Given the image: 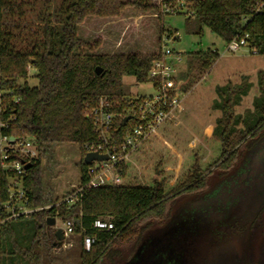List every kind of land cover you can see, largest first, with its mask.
<instances>
[{
	"label": "trees",
	"instance_id": "obj_1",
	"mask_svg": "<svg viewBox=\"0 0 264 264\" xmlns=\"http://www.w3.org/2000/svg\"><path fill=\"white\" fill-rule=\"evenodd\" d=\"M188 1L192 9V15L185 17L188 33L201 34L207 26L225 43L245 36V45L264 54V11H255L258 0ZM36 2H40L38 7ZM26 19L30 21L20 23ZM111 23L122 28L120 39L105 37L104 26ZM143 27L141 35L127 36ZM164 32L173 30L151 0H0V140L6 137L12 143L30 138L40 155L51 143H76L81 152L80 178L85 181L88 163L83 160V148L95 139L85 111L105 96L113 102V111L125 113L130 87L122 79L132 76L136 82L145 81L151 61L159 56ZM188 55L186 70L179 74L186 80L182 89L219 56L211 49ZM30 67L37 81L33 86L26 82ZM96 67L101 68L99 73ZM257 85L259 94L252 109L246 108L243 114L236 113L234 107L251 87L248 77L215 86L217 97L211 107L219 109L220 115L211 135L219 140L221 154L205 170L194 163L180 186L166 192L163 180L155 174L150 186L85 187L76 205L67 209L60 204L61 217H74L72 240L78 235L81 243L78 264L112 261L118 247L135 246L146 229L168 218L176 195L206 190L207 176L214 169L227 174L243 151L264 137V70L257 71ZM115 125L121 131L125 128L120 118ZM5 150L4 160L19 157L9 148ZM1 160L0 146V217L5 215L3 203L11 175ZM23 184L31 207L51 202L42 183L40 156L26 169ZM55 210L40 209L4 223L0 228V264H53L50 253L56 242L55 228L47 225L46 219L53 217ZM107 217L113 229L92 227L96 218ZM86 234L96 236L89 251L82 248Z\"/></svg>",
	"mask_w": 264,
	"mask_h": 264
},
{
	"label": "rangeland",
	"instance_id": "obj_2",
	"mask_svg": "<svg viewBox=\"0 0 264 264\" xmlns=\"http://www.w3.org/2000/svg\"><path fill=\"white\" fill-rule=\"evenodd\" d=\"M57 2L54 3L57 5ZM35 4L38 7L40 2ZM164 18L166 25L172 28L176 36L168 46L174 51L184 50L181 54L184 63L177 74L178 79L183 81L179 88L183 94L180 123L168 125L166 134L160 126L133 152L131 160L125 167L123 184L150 186L154 175L158 174V179L163 180L164 190L169 192L185 182L194 163H197L201 170H205L221 154L219 140L212 135L205 137L201 134L202 127L207 123L214 126L216 118L220 115L219 109L211 107L217 97L215 86L226 82L238 83L242 76L246 75L251 87L234 107V111L243 114L246 108L252 109V101L259 94L257 71L264 70V54L254 53L248 45H242L234 51L229 50L227 43L207 26H203L201 34L188 33L185 29L184 14H173ZM29 21L26 19L20 23ZM104 29L105 37L108 39L115 40L118 36L120 39L122 28L111 23L104 26ZM144 30V27L139 29L138 33L127 30V36L130 38L136 34L141 35ZM207 49L217 51L218 58L207 70L196 73L187 87L182 89L186 80L179 74L186 70L188 54ZM34 72L35 70L30 67L26 80L30 86L37 84L33 77ZM122 80L129 85L132 97L154 94V89L147 82H136L132 76H124ZM206 132H210L209 125ZM194 134L200 137L201 143L195 141ZM37 156H40L42 183L50 194L51 202L60 200L68 190L69 184L79 183L81 152L78 144L51 143L45 153L40 155L37 150ZM241 157L235 161V167L231 173L229 172L230 175H218L220 173L218 169L209 173L206 189H209L208 192L214 190L212 194L216 199L209 200L207 204L210 207L216 205V211L229 207V213L233 218L231 221L234 226L231 233L230 226L222 227L224 224H220L219 229L222 233L226 232L225 239L223 237L221 239L220 251L234 253L235 257H240L244 253L245 245L248 260L254 263L264 258V137L252 148L244 150ZM194 195L189 192L179 193L174 198L175 205L184 204L195 198ZM218 216L220 213L217 212L216 219ZM232 234L236 236L232 238ZM74 238H76L74 247L64 251L53 250L50 253L53 264H63L67 261L68 264H78L81 243L78 235H74ZM116 264H119V260Z\"/></svg>",
	"mask_w": 264,
	"mask_h": 264
},
{
	"label": "built area",
	"instance_id": "obj_3",
	"mask_svg": "<svg viewBox=\"0 0 264 264\" xmlns=\"http://www.w3.org/2000/svg\"><path fill=\"white\" fill-rule=\"evenodd\" d=\"M159 8L160 14L165 17L173 14L192 15L191 3L188 0H151ZM255 11H264V0H258ZM172 29V28H171ZM176 38L175 32H164L160 40L159 56L153 59L147 70V82L154 89V94L130 96L125 113L112 110L113 102L107 97H99L96 104L85 111V116L91 121L95 132V139L84 145L86 153L105 155L106 159L93 160L86 168V180L69 184L68 190L60 200L49 202L42 206L31 207L26 194L23 179L26 173L25 163H31L37 157V147L32 139L23 138L8 143L7 138L0 140L2 149L1 165L10 170L8 178V197L3 203L5 215L0 217V228L8 221H15L27 217L37 210L56 207L54 212V228H61L62 239L54 251H64L73 246L74 217H61L58 206L64 204L67 209L76 205L82 197L85 187L117 186L123 184L124 171L131 155L139 146L160 126L180 123L183 94L180 91L182 80L177 74L184 63V50L174 51L168 43ZM245 36L232 39L227 43V49L237 50L245 45ZM254 53L255 50L253 49ZM122 119L125 126L121 131L115 125L116 119ZM124 118L126 120L124 121ZM12 139V138H10ZM18 154L15 160L7 158L6 150ZM123 166V167H122ZM92 227L99 231H110L114 225L110 218H96ZM96 242L94 234L82 237V248L89 251Z\"/></svg>",
	"mask_w": 264,
	"mask_h": 264
},
{
	"label": "water",
	"instance_id": "obj_4",
	"mask_svg": "<svg viewBox=\"0 0 264 264\" xmlns=\"http://www.w3.org/2000/svg\"><path fill=\"white\" fill-rule=\"evenodd\" d=\"M100 70V67L95 68L96 73ZM94 159L102 160L106 159V156L97 153H86L83 156L86 163ZM30 166L31 163L24 164L25 169ZM234 167L230 169V173ZM207 203L208 201L197 197L178 206L174 201L168 218L161 224L155 223L146 229L135 245L131 258L121 264H264V258L250 263L245 245L244 253L240 257H235L234 253H222V242L218 243L219 258L212 254H216V244L210 236L211 226L216 223L212 207L216 205L210 207ZM46 223L54 226V217H48ZM54 235V246H58L63 237L61 228H56Z\"/></svg>",
	"mask_w": 264,
	"mask_h": 264
},
{
	"label": "flooded vegetation",
	"instance_id": "obj_5",
	"mask_svg": "<svg viewBox=\"0 0 264 264\" xmlns=\"http://www.w3.org/2000/svg\"><path fill=\"white\" fill-rule=\"evenodd\" d=\"M228 174L230 175V173H227V174L219 173L218 175H226V176H228ZM208 190L209 189H206V190H203V191H199V192H194L196 194L194 197L195 198L196 197L197 198H203V200H205V201H209L211 199L213 200V198L216 199V196L214 194H212V193H214V190L210 191V192H208ZM173 203H174V200L172 201L171 206H172ZM212 208H213V213L215 215H216L217 212L220 213V216H218V218L216 219L215 225L211 226L213 229L211 228V231H210L211 239L216 244V254L215 253H212V254L215 255L216 258L218 259L219 258L218 256L220 255V254H218L219 253L218 252L219 251L218 243L221 242V239H223V238L225 239V236H226V232L222 233V231L219 229L221 227L220 223L223 222L225 224H228V226H230V233H231V230H232L234 224L231 221V219H233V218L230 216L229 207H226V209H224V208L220 209L219 208V209H217V211H216V206H213ZM224 225H222V227ZM246 228L248 229V227H246ZM235 236H236L235 234H232L231 237L233 238ZM134 247L135 246H130V245H125V246L118 247V249H117L118 253L116 255L112 256V261H110V259H108L104 263L105 264H116L117 260H119V264H121V263H123L125 261H128L131 258V256L133 255Z\"/></svg>",
	"mask_w": 264,
	"mask_h": 264
},
{
	"label": "crops",
	"instance_id": "obj_6",
	"mask_svg": "<svg viewBox=\"0 0 264 264\" xmlns=\"http://www.w3.org/2000/svg\"><path fill=\"white\" fill-rule=\"evenodd\" d=\"M168 125H171V124H166V125H163L162 127H163V129H164V132H165V134H166V131L169 129L168 128ZM209 125L210 126V132L209 133H207L206 132V127ZM206 125H204L203 127H202V129H201V134H202V136H205V137H211V133H212V128H213V125H212V123H207ZM193 134V133H192ZM194 136L196 137V142L197 143H201L202 142V140L200 139V137H197L195 134H194ZM76 238H74L73 237V246L72 247H74V245H75V240ZM69 262L67 261L66 263H63V264H68Z\"/></svg>",
	"mask_w": 264,
	"mask_h": 264
}]
</instances>
